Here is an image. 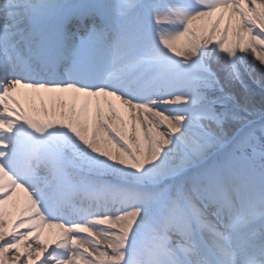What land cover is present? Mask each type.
Returning <instances> with one entry per match:
<instances>
[{"label": "snow or ice", "instance_id": "obj_1", "mask_svg": "<svg viewBox=\"0 0 264 264\" xmlns=\"http://www.w3.org/2000/svg\"><path fill=\"white\" fill-rule=\"evenodd\" d=\"M60 7L0 0V264H264V127L226 151L204 94L264 67V0H111L71 47Z\"/></svg>", "mask_w": 264, "mask_h": 264}, {"label": "rangeland", "instance_id": "obj_2", "mask_svg": "<svg viewBox=\"0 0 264 264\" xmlns=\"http://www.w3.org/2000/svg\"><path fill=\"white\" fill-rule=\"evenodd\" d=\"M72 1L73 0H67L66 3H72ZM100 1L104 4L111 2V0ZM248 53H237L238 59L236 63L239 67H241V72L239 70V79L223 77L219 74L221 71H218V74L222 79L220 80L221 82L215 89L208 90L204 93L209 102L215 101L214 96L218 94H220L218 99H222L224 101L223 107H221L220 104H217L215 105V109L217 112H224L226 114L223 124L226 151L231 149V143L234 140L248 132L253 133V139L256 141L258 147L260 144V137L262 135L261 129L264 127V67L261 66L262 74H251L252 54L251 51H248ZM246 59L247 62H245ZM212 60L224 64L223 59L217 60L213 58ZM206 62L211 64V61ZM252 90L255 91L252 92ZM224 93L225 95H221ZM212 130L216 131L214 126H212ZM250 154L251 153H246V155ZM213 156H215V154ZM214 158L216 159V157ZM253 162L258 170L261 164L258 152L253 156ZM256 180L259 182L258 175ZM166 187L171 188V185L168 183L166 184Z\"/></svg>", "mask_w": 264, "mask_h": 264}, {"label": "bare ground", "instance_id": "obj_3", "mask_svg": "<svg viewBox=\"0 0 264 264\" xmlns=\"http://www.w3.org/2000/svg\"><path fill=\"white\" fill-rule=\"evenodd\" d=\"M66 1L67 0H54V2L55 3H58V4H60V5H62V7H60V8H58V9H56L55 10V12L56 11H58V10H61L62 11V14L64 15V16H68V24H67V29H69L70 27H73L74 25H75V21L77 20V19H79L82 15H87V17L88 18H86V19H84V23H91V22H93V21H98L100 18H101V16L100 15H96V11H94V10H92V9H90V10H88V11H85L84 10V8L85 9H88V8H90V6H91V3H90V1H88V0H73L72 1V3L73 4H71V3H66ZM94 2H92V4H93ZM97 4H94L93 5V9H96L97 8ZM93 14H95V15H93ZM46 22V21H45ZM55 24V23H54ZM85 25H87V24H85ZM21 30H23L24 32H25V35L27 36V35H29L30 33V31L32 30L31 28H30V26H28V25H21ZM69 30H71V29H69ZM70 32H74V30H71ZM22 46H24V45H21V47ZM248 53V52H247ZM249 54V53H248ZM250 55V54H249ZM246 58V57H245ZM246 61H247V59H246ZM208 63V62H207ZM245 63V62H244ZM209 64V63H208ZM252 66V70H250V73L251 74H254V75H256V73H260V74H262V67H261V65H259V63L258 62H256V61H254L253 60V58H252V64H251ZM209 66L211 67V69H212V71L216 74V78H217V80L219 81V83L221 82L220 80H222L221 78H220V75L221 76H223V77H226V73H227V71H230V70H228V69H226L225 68V66H224V64L223 63H220V62H216V61H213V60H211V64H209ZM237 67H238V69L240 70L241 69V67H239L238 65H237ZM250 67V68H251ZM221 68V69H220ZM242 69H243V66H242ZM218 71H221V72H219V74H218ZM240 72H241V70H240ZM263 74H264V72H263ZM234 79V78H233ZM236 81V80H235ZM236 83V82H235ZM0 90H2V89H0ZM226 91H228V90H226ZM255 90H252V92H254ZM221 95H225V93L224 94H221ZM220 97V94H218V95H215L214 96V99L215 100H217L218 98ZM214 157H216V156H213V158ZM215 159V158H214ZM195 167V165L193 166V168ZM188 170H190V169H186L185 170V174H181V175H179V176H176V175H174V176H171V177H168L167 179H166V181H165V186H166V184L168 183V182H174V184H173V189L172 190H175V188H174V186H179V183H181V182H179V181H182V182H185V180L188 178V175L190 176V173H186V171H188ZM192 170V169H191ZM192 174V173H191ZM256 199H258V198H256ZM257 203L259 204V200H257ZM85 205H86V207H89V205L87 204V202H85ZM111 207V205L110 204H108L107 206L105 205V203L104 202H101L99 205H92L91 206V210L93 211V212H97V213H102V212H104L105 210H106V208H110ZM73 214H76L75 212H73L72 213V215ZM76 218L77 217H74V218H72L71 220L72 221H75L76 220ZM79 220V219H78ZM32 247L34 248V249H37L38 250V246H36L35 244H33L32 245ZM34 258V257H33Z\"/></svg>", "mask_w": 264, "mask_h": 264}]
</instances>
